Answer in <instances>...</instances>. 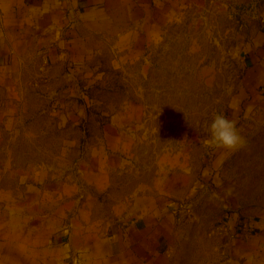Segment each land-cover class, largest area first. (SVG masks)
Masks as SVG:
<instances>
[{
  "label": "crops",
  "instance_id": "1",
  "mask_svg": "<svg viewBox=\"0 0 264 264\" xmlns=\"http://www.w3.org/2000/svg\"><path fill=\"white\" fill-rule=\"evenodd\" d=\"M205 2L0 0V264H169L183 201L203 184L234 211L225 264H264V172H234L235 153L222 148L203 159L198 143L152 152L147 104L103 113L95 139L83 140L76 124L88 115L76 107V71L100 54L116 67L137 62ZM263 26L253 25L241 48L224 106L245 139L255 128L245 119L264 118ZM29 109L59 114V124L15 140Z\"/></svg>",
  "mask_w": 264,
  "mask_h": 264
},
{
  "label": "rangeland",
  "instance_id": "2",
  "mask_svg": "<svg viewBox=\"0 0 264 264\" xmlns=\"http://www.w3.org/2000/svg\"><path fill=\"white\" fill-rule=\"evenodd\" d=\"M263 8L264 0H206L171 24L137 62L116 67L110 54H100L89 67L76 71V107L88 113L76 118L83 140L95 139L92 131L105 122L103 113L142 103L153 109L147 123L152 131L144 139L152 152L160 143L170 151L184 142L198 143L204 159L214 150L205 144L207 126L224 113L237 89L241 48L253 25L261 22ZM19 123L24 133L13 138L28 141L39 136L37 127L58 125L59 114L51 119L29 109ZM245 123L255 128L247 133L245 146L234 151L237 162L231 167L256 178L264 172V164H257L264 157V118H246ZM50 135L56 139L59 133L47 132L43 138ZM198 189L183 201L169 264H225L234 211L215 201L214 186Z\"/></svg>",
  "mask_w": 264,
  "mask_h": 264
},
{
  "label": "clouds",
  "instance_id": "3",
  "mask_svg": "<svg viewBox=\"0 0 264 264\" xmlns=\"http://www.w3.org/2000/svg\"><path fill=\"white\" fill-rule=\"evenodd\" d=\"M207 127L209 137L205 140V144L208 147L236 151L246 144V140L240 134L236 122L223 114H216Z\"/></svg>",
  "mask_w": 264,
  "mask_h": 264
},
{
  "label": "built area",
  "instance_id": "4",
  "mask_svg": "<svg viewBox=\"0 0 264 264\" xmlns=\"http://www.w3.org/2000/svg\"><path fill=\"white\" fill-rule=\"evenodd\" d=\"M261 22H262V24L264 25V17L262 18Z\"/></svg>",
  "mask_w": 264,
  "mask_h": 264
},
{
  "label": "trees",
  "instance_id": "5",
  "mask_svg": "<svg viewBox=\"0 0 264 264\" xmlns=\"http://www.w3.org/2000/svg\"><path fill=\"white\" fill-rule=\"evenodd\" d=\"M264 27V26H263Z\"/></svg>",
  "mask_w": 264,
  "mask_h": 264
}]
</instances>
